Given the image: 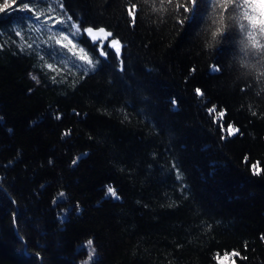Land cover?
I'll list each match as a JSON object with an SVG mask.
<instances>
[{"label": "trees", "instance_id": "16d2710c", "mask_svg": "<svg viewBox=\"0 0 264 264\" xmlns=\"http://www.w3.org/2000/svg\"><path fill=\"white\" fill-rule=\"evenodd\" d=\"M132 2L63 0L73 19L121 42L119 58L107 49L87 75L42 68L14 31L39 36L20 19L32 13H0V264H84L88 239L98 264H264V82L241 67L233 39L206 45L207 0L183 24L172 5L154 10L160 0H134L133 23Z\"/></svg>", "mask_w": 264, "mask_h": 264}, {"label": "snow or ice", "instance_id": "6c2138e0", "mask_svg": "<svg viewBox=\"0 0 264 264\" xmlns=\"http://www.w3.org/2000/svg\"><path fill=\"white\" fill-rule=\"evenodd\" d=\"M145 2H148V0H145ZM259 2L260 6L264 8V0H259ZM42 3L49 5L46 11L41 9ZM160 4L161 7L156 9L154 6V10L166 11L169 9H165L163 5H172L176 10L178 22L183 24L185 21L195 19L200 10L201 0H188L187 3L182 2V0H175V3L173 0H160ZM207 4L211 7L212 23L215 27L211 32V41H207L206 45L212 47L226 42L229 38L233 39L237 42L242 53L241 67H247L251 71L256 72L257 80L264 82V11L257 12V0H207ZM56 7H59L61 11L56 12ZM135 8L136 3L133 0L131 8L128 11V15L133 17V23L136 21ZM180 9H183L184 12H191V15L183 16ZM9 10L13 12L32 13L31 16L25 15L20 17V19L28 23L29 30L40 35L37 37H28L26 40L24 30L17 26L14 31L16 36L20 37V44L18 46L21 51H24L26 48L32 49L39 56V59L43 61L41 67L57 75H60L65 70L71 73L73 69L82 71L84 75H87L90 71H95L97 65L102 63L99 57L103 56L107 58L110 55L107 51L109 48L115 50L117 58L120 57L121 42L114 37L113 32L106 30L103 26L96 27L89 25L85 27L82 20L79 18L73 19L72 16L68 15L67 10L64 8L63 0H3V3L0 4V13H5ZM54 12H56L55 15H50V13ZM237 27L239 28L238 32ZM85 34L91 39V47L87 46V41L84 39ZM0 35H3V33H0ZM45 35H47V39H44ZM57 46L60 49L66 50V52H57ZM97 50L99 51V56L93 55ZM68 53L75 59H71L67 55ZM76 60L82 63L77 64ZM84 64H87L88 67L84 68ZM121 64H123V61H121ZM220 71L222 69L218 65L212 66L213 73ZM30 76L33 80L39 82L36 75L30 73ZM50 80L52 83L59 82L57 81L56 75L51 76ZM241 91H244V89H241ZM195 92L197 96L204 97V99L199 101L200 103L206 102V97L199 87L195 89ZM261 93H264V87H261L256 94L260 96ZM171 103L175 105L176 100L173 99ZM208 113L209 115L215 113L218 121L224 118V111H217L216 105L209 108ZM252 115L255 116L257 113L253 111ZM55 118L60 119V116L57 115ZM220 127L223 129L224 125L221 124ZM70 131H66L63 136H68ZM226 131L228 136H233L237 133L242 135L240 130L234 128L232 124L227 125ZM221 139H224V137H221ZM79 159L80 157L74 159L73 164H76ZM244 159L247 161L248 157L245 156ZM49 163L52 162L49 161ZM173 167L177 166L173 165ZM251 167L253 174L258 175L260 171L258 165L252 164ZM177 180L181 181L180 191L184 193L186 189L183 184V174L179 171ZM107 191L114 199H120L117 190L111 185L108 186ZM59 196L64 197L65 193L61 192ZM59 202V198L53 201L54 204ZM175 204V201H170L169 207L175 206ZM206 227H210V225ZM93 243L92 239L86 241V246L89 251L84 264H98L96 249ZM36 255L39 257V253ZM232 255L239 254L233 252Z\"/></svg>", "mask_w": 264, "mask_h": 264}, {"label": "rangeland", "instance_id": "374dc122", "mask_svg": "<svg viewBox=\"0 0 264 264\" xmlns=\"http://www.w3.org/2000/svg\"><path fill=\"white\" fill-rule=\"evenodd\" d=\"M86 35V34H85ZM87 36V35H86ZM89 38V37H88ZM89 40L91 41V39L89 38Z\"/></svg>", "mask_w": 264, "mask_h": 264}]
</instances>
